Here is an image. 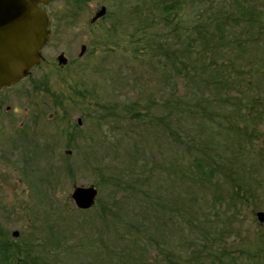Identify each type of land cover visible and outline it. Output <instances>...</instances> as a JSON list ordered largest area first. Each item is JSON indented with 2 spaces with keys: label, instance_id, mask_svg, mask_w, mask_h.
<instances>
[{
  "label": "rangeland",
  "instance_id": "1",
  "mask_svg": "<svg viewBox=\"0 0 264 264\" xmlns=\"http://www.w3.org/2000/svg\"><path fill=\"white\" fill-rule=\"evenodd\" d=\"M201 1L205 4L201 12L191 2L187 6L191 22L197 14H206L211 1L217 13L232 10L238 20L226 27L222 60L227 63L226 75L239 79L237 95L232 97L248 92L246 100L255 97L263 105L253 110L262 114L257 120H263L259 130L263 132L264 0ZM103 7L105 18L92 23ZM147 7L145 0H57L45 8L50 40L43 64L32 78L6 93L8 101L0 112L8 118L0 120V237L19 231V245L34 247L59 264H119L129 252L150 250L146 243L140 244L133 223L153 224L154 218L143 214L147 199L137 195L148 192L158 203L167 198L185 201L191 211L201 208L202 212L208 206L206 193L188 173L189 151L174 143L180 135L173 142L155 122L165 120L183 135L204 129L198 116L184 113L180 98L189 96L188 106L199 112L208 108L205 102L198 105L208 94L202 92L200 83L186 85L181 71H173L186 58L177 56L174 67L171 52L163 58L156 57L155 51L148 54L147 39L142 36L148 26L142 10ZM243 10H254L255 17L244 16ZM83 44L88 52L81 59ZM61 52L70 60L68 67L61 68L56 61ZM174 103L182 109L181 120L171 115ZM250 105H245L244 118ZM8 106L10 112L4 114ZM132 110L143 120L131 119L128 112ZM228 110L222 115L226 114L224 120L236 121L237 109ZM70 135L76 138L77 149L67 159ZM221 135L224 139L227 134ZM258 136L252 147L244 145L250 156L264 146L263 136ZM222 147L231 145L225 141ZM28 168L38 175H27ZM75 186L98 188L94 209H77L71 199ZM134 189L139 190L137 195ZM36 206L40 214L34 212ZM258 211L264 209L248 208L242 219L251 237L264 230L256 217ZM117 214L119 221L110 217V225L101 220ZM154 227L156 237L177 233L174 241L180 244L184 239L166 224Z\"/></svg>",
  "mask_w": 264,
  "mask_h": 264
},
{
  "label": "trees",
  "instance_id": "2",
  "mask_svg": "<svg viewBox=\"0 0 264 264\" xmlns=\"http://www.w3.org/2000/svg\"><path fill=\"white\" fill-rule=\"evenodd\" d=\"M145 1L148 7L142 12L145 16L144 22L148 26L144 28L145 33H142V36L147 39L148 54L150 50L155 51L156 57L163 58L171 52L174 67L178 59L186 58V63L179 68L175 67L173 71H181L186 85L196 86L200 83L202 92L208 94L209 100L203 98V102L198 104L205 102L208 108L200 109L199 112L188 106L191 105L189 96L180 98L185 108L184 113L192 118L198 116L204 129L198 128L195 133L183 135L173 130L167 121H155L173 142L177 140L176 136L180 135L179 142L174 143L189 151L188 173L192 174L200 191L206 193L205 198L208 202L205 201L208 206L203 207L202 212L201 208L191 211L185 201L180 203L167 198L165 202L158 203V198L154 197L152 200L150 193L137 195L139 190L134 189L133 194L147 199V207L143 214L147 215V219L154 218L153 224L133 223L138 227L134 230L142 239L140 244L146 243L150 250H143L141 254L136 250L129 252L127 256L123 254L125 257L120 259L122 263L119 264H264V230L251 237L242 220L248 208L264 209V146L257 155L251 153L252 156L244 148L246 143L252 147L260 138L257 137L258 134L264 139V129L263 132H259L263 120H257L261 119L262 114L253 111L256 108H263V105H259V100L255 97L253 101L250 99L251 102L246 100L245 93L248 92L244 90H241L245 93L240 97H232L233 93L237 95L239 79L237 76L226 75L227 63L222 60L226 50L224 49L226 41L223 39L226 27H231L233 22L238 23V20L233 17L232 10L217 13L213 1L207 6L206 14H197L192 22L186 12L187 6L191 2L198 8L196 12H201V7L205 6L201 0ZM243 11L244 16L255 17L254 10ZM252 21L248 22L251 25L257 24ZM245 103L251 104V109L244 118ZM232 107L237 109V120H224L226 114L230 112L228 109ZM176 108L179 107L174 103L171 115L176 120H181L182 109ZM193 110L195 112H192ZM132 112L133 110L128 112L131 119L143 120L144 116L139 117V112ZM224 112L226 114L222 117ZM246 118L248 120H245ZM171 121H174V118ZM211 122H215V125L211 126L209 124ZM220 131L227 134L224 139ZM71 137L70 135L68 140L70 149L67 151L72 152V149L76 151L77 144L76 138ZM225 141L231 148L222 147ZM262 142L264 143V140ZM64 157L69 159L70 154L66 153ZM30 172L31 175H38L28 168L26 174L30 175ZM55 182L58 184V180ZM33 184L34 188L38 186L36 182ZM39 209L36 206L34 212L40 214ZM110 217L119 221L120 214L116 217L107 215L101 220L110 225ZM30 220L31 217H28L27 221ZM35 220L37 224L40 223ZM162 224L181 233L184 239L180 244L174 241L177 233H174L173 237L168 234L156 237L153 234L154 226L158 229ZM19 237H14L13 234L11 237L10 232H4L0 237V264H59L55 258L52 260L34 247L19 245L16 242ZM133 245L139 247L138 241H133Z\"/></svg>",
  "mask_w": 264,
  "mask_h": 264
},
{
  "label": "water",
  "instance_id": "3",
  "mask_svg": "<svg viewBox=\"0 0 264 264\" xmlns=\"http://www.w3.org/2000/svg\"><path fill=\"white\" fill-rule=\"evenodd\" d=\"M52 1L0 0V90L16 84L39 64L49 26L48 15L40 5H48ZM105 14L106 8L103 7L92 22ZM59 63H65L63 56ZM98 195L95 186H75L71 198L78 209L89 210L96 204ZM257 218L264 223V212H259ZM19 234V231L13 233L14 237H19Z\"/></svg>",
  "mask_w": 264,
  "mask_h": 264
},
{
  "label": "flooded vegetation",
  "instance_id": "4",
  "mask_svg": "<svg viewBox=\"0 0 264 264\" xmlns=\"http://www.w3.org/2000/svg\"><path fill=\"white\" fill-rule=\"evenodd\" d=\"M98 21H99V20H98ZM98 21H97V22H98ZM97 22H96V23H97ZM49 25H50V23H49ZM48 32H49V35H48V37H47V43H46L45 47L43 48V51H44V49L47 48V46H48V41L50 40V26H49V28H48ZM83 48H84V52H83ZM43 51H42L41 61H40L39 65L36 66V67H33V68L31 69V71H30L29 75L26 77V79H28V78H32V74H33V72H34L39 66H42L43 61H44V54H43ZM87 52H88V47H87V45L83 44L82 47H81L80 54H79V56L81 57V59H84V58L87 56ZM61 56H63L64 59H65V63H64L63 65H60V63H59V58H60ZM56 61H57L58 65H59L61 68L68 67V66H69V62H70V60H69V58L66 56V53H65V52H61L60 54H58ZM21 82H22V81H21ZM21 82H19V83H21ZM19 83H18V84H19ZM18 84L13 85V86L4 87L3 89L0 90V112L3 110V104H5V103L8 101V97H7V94H6V93H8V92H13L12 90H14ZM9 112H10V106H8V107L6 108V110L4 111V114H8ZM0 120H8V118L6 117V115H5V117H1V116H0Z\"/></svg>",
  "mask_w": 264,
  "mask_h": 264
}]
</instances>
